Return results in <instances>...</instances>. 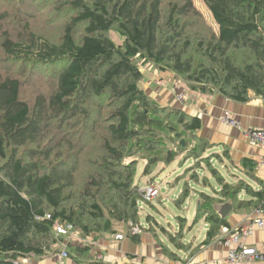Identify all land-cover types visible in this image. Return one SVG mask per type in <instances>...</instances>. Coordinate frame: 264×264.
Listing matches in <instances>:
<instances>
[{
    "label": "trees",
    "instance_id": "obj_1",
    "mask_svg": "<svg viewBox=\"0 0 264 264\" xmlns=\"http://www.w3.org/2000/svg\"><path fill=\"white\" fill-rule=\"evenodd\" d=\"M1 1L17 12L41 6L36 0ZM202 1L217 32L192 0H47L42 4L63 9L68 18L58 42L33 32L20 16L0 23V264H23L50 252L62 240L54 223L98 238L116 235L128 223L140 226L134 184L139 160L145 162L144 176L180 154L196 171L207 168L221 191L217 197L199 195L196 219L209 226L206 244L229 227L216 204L230 201L235 209L264 211V180H257L259 190L243 180L227 182L211 161L229 152H210L211 145L198 137L200 119L155 102L141 87V68L149 63L201 95L220 94L238 103L252 96L264 100V0ZM10 65L21 72L49 71L54 88L28 105L21 99L22 82L5 73ZM91 107L100 119H92ZM91 119L99 134L90 148L97 145V151L80 185L69 165L73 153L58 161V152L49 161L52 154L35 158L40 151L27 148L33 160L20 156L53 126L66 127L72 137L76 126L87 130ZM242 166L252 171L254 164L247 160ZM243 192L249 200L239 199ZM188 195L186 187L177 206Z\"/></svg>",
    "mask_w": 264,
    "mask_h": 264
},
{
    "label": "crops",
    "instance_id": "obj_2",
    "mask_svg": "<svg viewBox=\"0 0 264 264\" xmlns=\"http://www.w3.org/2000/svg\"><path fill=\"white\" fill-rule=\"evenodd\" d=\"M154 71L156 72L145 71V74H143L144 79L141 82V87L144 92L152 100L154 97L157 98L158 101L155 100V102L163 106L179 108L199 118L201 121V129L198 132V137L206 140L211 145L210 152L221 154L225 149L229 152V157L227 158L214 159L232 177L229 183L236 184L239 180H243L255 190H259L257 180H264V167H259V161L264 159V148L250 145L245 139L243 132L248 129H264V100L252 96L246 103H238L220 94L201 95L182 85L173 75L171 76L167 72H160L158 70ZM158 84H166V86L165 88H159L160 86ZM181 96L183 97L182 101L178 99ZM224 112L231 114L239 124V128L224 124L221 121V116ZM247 160L254 164L252 171H248L249 169L247 170V168L242 166L243 161L246 162ZM170 165L166 167L159 165L158 167H162V170H165ZM156 168L153 174L157 170ZM220 173L222 174V172ZM239 175L241 176L240 178ZM179 177L183 179L184 183L183 188L176 197L177 199L174 201L176 206V202L184 188L187 187V189L198 193L194 216L193 212H186L189 213V219L194 217L192 224L187 221V217L179 216L177 217L179 221L177 226H175V231H167L159 227L157 223L152 227L151 223H149L148 227H142L140 225L141 233L134 236L135 241L132 235H128L127 225H125L124 229L122 226L117 229L116 235H122L124 237L121 240H117L115 238L116 235L99 238L94 234L82 236L75 229L80 238L90 237L97 245L95 246V242L93 241V246L87 245L84 247L77 243H68L66 238L61 236L62 240L60 243L54 246L50 252L42 257L25 259L26 264H60L59 253L63 249L70 252V257L63 260V264H174L185 260H190L194 264H203L204 262L222 264L229 249L224 246L221 238L224 239L226 232L253 224L256 218L255 210L245 207L235 209L230 201L216 204L214 207L218 215L221 205L226 203L231 204L232 209L224 218L229 227H222L219 234L221 237L213 239L206 244L204 242L206 241L209 226L205 220L196 219L200 204L199 195L206 194L210 197H217L216 194L221 191L220 187L214 182V184L212 183L213 185H198L197 180H193L194 178L192 179L191 176L189 179L187 175L185 176L184 168L181 169V174L177 176L176 182H178ZM151 179L144 186L152 183L155 184V178L153 182ZM192 184L209 189L207 192L195 191L191 188ZM239 199L246 201L249 200V197L243 192L240 194ZM182 204L177 206L180 211H182ZM259 217L263 221V227L254 228L252 234L246 241L248 245L254 247L264 245V211ZM150 221H153V218ZM169 236L179 238L177 239L179 243L170 241ZM69 245H75L82 250H68ZM242 264H264V261L257 260Z\"/></svg>",
    "mask_w": 264,
    "mask_h": 264
},
{
    "label": "rangeland",
    "instance_id": "obj_3",
    "mask_svg": "<svg viewBox=\"0 0 264 264\" xmlns=\"http://www.w3.org/2000/svg\"><path fill=\"white\" fill-rule=\"evenodd\" d=\"M45 1L47 0H36V2L40 3L41 6L29 7L22 12L14 11L12 9L13 6L10 3L6 4L1 1L0 23L2 24L3 20L12 21L15 19V17L20 16L21 21L19 22H29L30 28L33 32L44 35L46 38L50 39L53 42H58L63 35V27H65V23L67 22L68 18L64 17L65 14H63V9H57L50 3H46V5H43L42 3H44ZM192 1L198 12L204 18L206 24L214 32H217L218 28L214 23L206 6L203 4V1ZM29 2L30 4H32L31 1ZM7 12L9 13V15L6 16ZM20 26L22 25L20 24ZM16 32L18 31L16 30ZM23 32L24 31L22 30V33ZM141 69L143 74H145V71L152 73L156 72L153 70V67H151L149 63ZM45 71V69L41 70L37 68H31L21 72L16 65H10L7 67V69H5L6 74L15 76L20 80V82H22L21 99L30 106L34 104L35 98L38 95L47 96L54 88L55 79L53 78V75L49 71ZM170 75L172 76V74ZM158 85L160 86L159 88H165L166 86V84ZM153 100L155 101L157 100V98L154 97ZM95 110L96 109H93L91 107V111H93L92 119H94V116L96 120L100 119V117H98V114H95ZM92 119L91 121L87 122V130H85L81 125L79 126V128H77L76 126L74 131H72V137L69 131L65 129L66 127H63L60 130L56 125L53 126L52 129L47 132V135L42 141L21 149L19 151L20 156L28 161L31 159L33 160V156H28L27 151L25 150L27 148L28 150L38 149L40 151V154H37L38 156L35 158H45L47 157V153L52 154L51 156L53 157H51V160L49 161H56L52 159L57 156L56 153L58 152V161L67 160L70 156V153H73L75 161L71 158L70 161L72 162V164L69 165L75 166L76 171L74 172V176L76 179V183L80 185L84 177L87 175L86 164H89L91 158H93L92 155L94 156L97 151V145L95 149L90 148V141H92L94 138L96 139L99 134V130L94 129V126L92 124L94 123V121L92 122ZM85 146L87 147L85 148ZM41 151L43 152V154ZM183 158L184 154H180L174 160V163L165 170H162V167H158L159 165H157V170L151 177L143 175L145 162L142 160L138 161L134 184L138 186V188H141L149 179L152 178L151 181L153 182V179L155 178V185L158 189V197L152 203H143L141 201L138 202L139 222L142 227H148L149 223H151L152 227L155 225V223H157L159 227L164 228L167 231H175V226H177V223L179 221L177 217L179 216L187 217V221L192 224V219L194 217L189 219V213L186 212H193L194 216V210L198 201V198H196L198 193L193 192L191 189H188L189 197L186 199L187 201L185 200L186 202H183L181 209L182 211H180L174 203L175 199H177L176 197L178 196L179 191L183 188L184 181L182 178L179 177L178 182H176L177 176L181 174V169H185V176L187 175L188 179L191 175L195 174L196 171L195 169H193L194 162H192L191 160H185V158ZM211 164L217 171L222 172V175L227 180V182L231 181L232 177H230V175L223 170L222 166L220 167L217 161L212 160ZM203 168L204 169L201 171L197 170V175H194V179H192L197 180V184L200 186L208 185L204 180H207V182H210L211 185H213L214 183L211 178L212 175L209 173L206 167ZM240 177L241 176L239 175V178ZM191 188H193L195 191L203 192H207L209 189L205 187H198L195 184H192ZM148 216L152 217L153 221L148 220L147 224ZM122 227L124 229L125 225H123Z\"/></svg>",
    "mask_w": 264,
    "mask_h": 264
},
{
    "label": "built area",
    "instance_id": "obj_4",
    "mask_svg": "<svg viewBox=\"0 0 264 264\" xmlns=\"http://www.w3.org/2000/svg\"><path fill=\"white\" fill-rule=\"evenodd\" d=\"M182 101L183 97L178 98ZM221 121L224 124H228L230 126L239 128V124L236 120L231 116L229 112H224L221 116ZM243 135L247 142L259 148H264V129H248L243 132ZM259 167H264V159L259 161ZM138 194L140 196V201L143 203H152L158 197V189L155 184H147L142 188L138 189ZM256 218L253 224L247 225L244 228L232 230L226 232V236L224 237L223 244L226 246L229 251L226 258L223 260L222 264H242V263H250L257 260L264 261V245L261 247H254L247 244L248 237L252 234L254 228H262L263 221L259 217L263 211L260 209L255 210ZM49 218V216H47ZM53 231L56 236H64L68 243H77L80 246H93L92 244L95 242L92 241V238H80L77 235V231L74 230L72 225L66 224L64 226L59 225L58 223L53 224ZM226 231V230H225ZM129 235L135 236L141 233V228L134 227L129 224L128 229ZM115 238L117 240H121L124 237L122 235H116ZM95 242V246H96ZM60 264H63L62 261L68 258V251L63 249L59 253ZM23 264H26V260L22 261ZM174 264H194L190 260H185L183 262H176ZM203 264H210L209 262H204Z\"/></svg>",
    "mask_w": 264,
    "mask_h": 264
},
{
    "label": "water",
    "instance_id": "obj_5",
    "mask_svg": "<svg viewBox=\"0 0 264 264\" xmlns=\"http://www.w3.org/2000/svg\"><path fill=\"white\" fill-rule=\"evenodd\" d=\"M231 209V204H223L219 208V215L224 219L230 213Z\"/></svg>",
    "mask_w": 264,
    "mask_h": 264
},
{
    "label": "bare ground",
    "instance_id": "obj_6",
    "mask_svg": "<svg viewBox=\"0 0 264 264\" xmlns=\"http://www.w3.org/2000/svg\"><path fill=\"white\" fill-rule=\"evenodd\" d=\"M129 224H131L132 226H134V227H138V228H141L140 226H138V225H133L132 223H128V224H126L127 225V229H129Z\"/></svg>",
    "mask_w": 264,
    "mask_h": 264
},
{
    "label": "clouds",
    "instance_id": "obj_7",
    "mask_svg": "<svg viewBox=\"0 0 264 264\" xmlns=\"http://www.w3.org/2000/svg\"><path fill=\"white\" fill-rule=\"evenodd\" d=\"M138 189H139V188H138ZM221 239H222V242H223L224 239H223V238H221Z\"/></svg>",
    "mask_w": 264,
    "mask_h": 264
}]
</instances>
